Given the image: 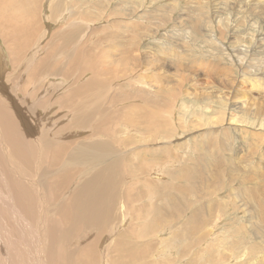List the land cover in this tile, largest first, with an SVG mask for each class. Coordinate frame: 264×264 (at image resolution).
Instances as JSON below:
<instances>
[{"label":"rangeland","instance_id":"rangeland-1","mask_svg":"<svg viewBox=\"0 0 264 264\" xmlns=\"http://www.w3.org/2000/svg\"><path fill=\"white\" fill-rule=\"evenodd\" d=\"M1 7V84L5 82V75L16 71L17 61L27 53L29 56L34 53V57L37 51L44 56L46 52L41 49L38 38L50 36L60 26L59 30L67 31V25L71 23L81 28L80 43L88 57L97 56L99 51L110 57V64L108 61L109 65L103 64L110 66L109 72L115 68L117 58L135 57L142 63L137 64L135 73L128 70L117 79L113 70L115 78L112 81L108 82L109 78L104 76L101 80L106 79L103 87L106 90L110 83L108 89H114L113 93L116 87L125 85L127 90L136 86L137 93H143L144 97L150 95L157 104V107L146 104L142 109L156 114L162 122L152 128L136 126L127 130L133 135V142L119 149L117 144L111 157H127L125 161L130 168L127 166L129 174L127 172L125 177L128 176L136 187L129 192L130 200L120 203L122 206L127 205L130 209L132 205L131 209L136 210L138 205L146 203L148 208L156 211V206L163 207L169 201L159 193L161 187H167L165 191L173 194L170 197L180 202L178 220L169 223L173 229L155 232L160 235V246L156 243L160 260H168L165 264H187L192 260L195 262L192 264H264V220L258 216L257 202L250 192L261 184L260 191L264 193V0H9L2 1ZM11 16H14L13 21L9 19ZM15 35L22 43L14 42ZM94 42H97L96 51L89 46ZM143 58L160 64L151 62L152 68L150 64L140 68L145 63ZM5 60L10 62L7 68L1 64ZM81 62L86 69L96 63ZM79 66L76 64L73 68ZM16 73L12 75L13 82L18 80ZM137 75L143 76V81L139 82ZM252 79L258 82L257 86L254 87ZM50 80L45 86L53 83ZM206 85L208 89L204 87ZM6 86L10 87V84ZM27 87L26 93L20 91L22 100L30 94V83ZM162 91L167 94L162 95ZM1 93L4 91L0 90ZM127 96L121 104L127 109L132 108V104L137 108L142 102L146 103L144 99ZM233 104L242 105V111H232ZM53 112L54 118L60 114L59 110ZM102 123V128L107 125ZM111 124L113 126L108 130L115 134L113 141L123 143L122 128L115 127L119 123ZM86 131L75 136H84L89 132ZM212 133L207 140L202 138ZM57 138L62 140V136ZM45 140L43 137L42 141ZM213 142H219L221 150L214 153V160L209 163L202 150L205 147L212 153ZM76 166L78 170H84L89 164L81 162ZM190 169L196 170L202 179L194 180L193 184L187 174ZM47 172L46 166L40 168L44 178ZM216 176H221L219 182L213 181ZM241 204L247 208V213ZM131 209L128 216L132 214L130 217L134 218ZM136 213L149 222L156 219L155 214L144 213L142 209ZM192 213L193 225L197 228L193 235L184 229ZM174 229L177 231L173 232ZM149 237L155 239L151 233L141 236L143 239ZM187 246L190 251L183 249ZM186 252L189 253L184 255ZM148 260L160 262L151 254Z\"/></svg>","mask_w":264,"mask_h":264},{"label":"bare ground","instance_id":"bare-ground-1","mask_svg":"<svg viewBox=\"0 0 264 264\" xmlns=\"http://www.w3.org/2000/svg\"><path fill=\"white\" fill-rule=\"evenodd\" d=\"M2 1L9 0H0L1 9ZM9 19L13 21L14 16ZM2 26L5 25L2 24ZM29 26L32 25L29 24ZM30 28L33 29V26ZM59 28L46 38H38L41 49H45L44 56L37 51L34 57V53L31 56L27 53L23 59L17 61L18 64L14 67L16 69L14 72L19 75L18 80L13 82V72L12 75H5L4 84L0 83V90L4 91L0 94V264H165L168 260H160L161 255L157 254L160 235L158 236L159 233L155 234V232L162 233L165 229L173 227H170L169 223L174 219L178 220L179 200L177 202L170 197L173 194L165 191L167 187H161L159 193L163 199H169L168 204L164 203L163 207L156 206V211L148 208L146 203L138 205L136 210H132V205H130L131 212L135 216L131 218L132 214L128 216L129 206L120 204L128 198L130 200L129 192L136 189L135 183L128 180V176L125 177L128 172L127 166L129 168L130 166L126 164L127 157L124 155L118 158L111 157L116 151L117 144H119L117 148L119 149L120 146L127 147L133 142V135L127 133V130L134 129L136 126L152 128L162 122L156 114L142 109L146 104L157 107L155 101L149 98L150 93L149 96L144 97L143 93H137L136 86H129L130 88L125 90V85L122 88L116 87L113 93L114 89H108L110 83L107 85V90L103 88L107 83L106 77L110 82L113 77L115 78L114 75L118 79L128 70L131 74L135 73L140 61L134 59L135 57L115 59L116 66L113 69L115 70L113 75V70L109 72L110 66H103L104 63L107 64V61L110 64L109 56L99 54L100 51L97 56L96 54L91 57L87 56L83 50V44L80 43L82 41L79 38L80 27L71 23L67 25V31L66 29L59 30ZM14 40L15 43H22L16 35ZM154 42L157 44L156 41ZM94 43L93 46L88 45L96 51L97 42ZM109 49L112 50L110 47ZM31 52H34V49H31ZM2 54L3 51L0 50V57ZM104 54L107 55V52ZM6 60L1 62L4 68L10 63ZM82 60L87 63L88 60L96 63L86 69ZM143 60L145 65H141L140 62V68L147 67L149 64L152 68L153 63H156L151 61L153 62L151 64L148 59L144 58ZM76 64L80 66L74 69ZM97 64L99 67H96ZM218 69L219 67L216 70ZM102 76L105 77L103 82ZM50 78L53 83L45 86ZM136 79L139 82L143 81V76L137 75ZM6 82L10 84V87L6 86ZM29 83L30 94H26L25 99L22 100L21 92L26 93ZM256 83L258 82L253 81L254 87ZM204 87L207 88V85ZM10 94L12 96H9ZM127 94L129 97L144 99L146 103H139L140 106L137 108L136 104H132V108L127 109L121 105ZM161 94L165 93L162 91ZM111 101L115 103L116 108ZM121 106L124 109H120ZM242 109V105L233 104L232 111L240 112ZM54 110L60 112L57 118H54ZM135 113L139 115L136 116ZM232 120L234 122L235 116ZM102 122L108 126L102 128ZM113 122L119 123L115 127L122 128L120 135L125 136L123 143L113 141L115 134L108 130L113 126L111 124ZM162 127L165 128V126ZM84 131L87 132L84 136H75ZM58 136H62V140H59ZM211 136L213 133L204 135L202 138L207 140ZM43 137H46L45 141H42ZM212 148V153L205 147L202 150L203 157L209 163L214 160V153L221 150L220 143L213 142ZM81 162L89 164V167L78 170L76 164ZM215 163L220 164L221 162ZM43 166L48 168L45 178L40 173V168ZM140 171L144 172V169ZM187 174L192 182L202 179L194 169L188 170ZM75 179L76 184L71 188ZM220 180L221 176H216L213 181L219 182ZM260 185L251 189L250 192L257 202L258 216L264 220V193L260 191ZM144 194L145 198L146 192ZM132 197L136 199V195L133 194ZM139 200L141 201L142 198ZM241 208L245 213L248 212L243 204ZM138 209H142L144 213L155 214L156 219L153 218L152 222L144 220L145 217L137 215ZM128 217H130L129 222ZM193 218L192 213L184 224L185 231L192 235L197 229L193 225ZM177 230L174 229L173 232ZM147 233H151L155 239L141 238L142 234ZM183 249L190 251V246L183 247ZM150 254L155 255L160 262L149 261ZM192 263H195L194 260L187 262V264Z\"/></svg>","mask_w":264,"mask_h":264}]
</instances>
